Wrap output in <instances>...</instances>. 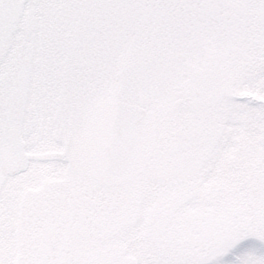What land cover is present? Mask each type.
Listing matches in <instances>:
<instances>
[{
    "label": "snow or ice",
    "instance_id": "snow-or-ice-1",
    "mask_svg": "<svg viewBox=\"0 0 264 264\" xmlns=\"http://www.w3.org/2000/svg\"><path fill=\"white\" fill-rule=\"evenodd\" d=\"M0 264H264V0H0Z\"/></svg>",
    "mask_w": 264,
    "mask_h": 264
}]
</instances>
